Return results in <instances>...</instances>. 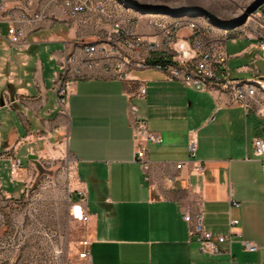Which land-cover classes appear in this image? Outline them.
<instances>
[{"label":"crops","instance_id":"crops-1","mask_svg":"<svg viewBox=\"0 0 264 264\" xmlns=\"http://www.w3.org/2000/svg\"><path fill=\"white\" fill-rule=\"evenodd\" d=\"M109 2L122 8L121 1ZM189 19L197 20H166ZM204 24L213 35L226 38L227 65L228 40H248L232 53L238 59L234 69L228 65L232 77L245 79L239 75L243 72L251 73V79L264 77L255 64L256 59H264L259 46L263 25L259 31L228 35L218 32L210 20ZM70 43L64 38L62 48L55 51L59 66L65 44ZM184 47L189 54L190 45ZM38 60L32 76L12 80L10 101L0 103V124L7 110L23 129L29 127L26 132L17 126L12 129L5 146L14 147V154L3 158L10 163L13 157L21 162L25 158L18 173L29 179L47 151L64 145L71 158L67 167L71 189L84 185L87 190L90 264H230V254L233 264H264V171L253 148L254 137H264V114L258 111L264 107V90L246 109L224 90L195 89L152 66L134 71L140 81L122 80L93 66L73 79L62 105L55 85L60 70L48 80ZM5 81L0 70L1 96ZM141 82L146 93L136 95ZM131 101L147 115L149 128L164 137L161 143H149L147 170L136 160ZM191 136L196 137V157L204 163V175L193 170ZM178 161L185 162L181 168L176 167ZM185 212H202L208 229L231 234L221 244V252L199 249ZM230 218L239 220L233 233ZM243 240H252L257 248L247 249Z\"/></svg>","mask_w":264,"mask_h":264},{"label":"built area","instance_id":"built-area-1","mask_svg":"<svg viewBox=\"0 0 264 264\" xmlns=\"http://www.w3.org/2000/svg\"><path fill=\"white\" fill-rule=\"evenodd\" d=\"M121 12L109 0H16L12 6L7 0H0V33L4 26V34L12 45H25L29 30L54 20H71L78 26L92 28L94 38L80 41V47H74L72 41L65 44L60 67L68 78L57 86L58 100L62 105L71 90L73 79L83 75L86 68L100 66L122 80L140 81L134 71L152 66L162 70L167 78L179 79L189 87L224 90L233 102L241 103L246 109L253 106L262 89H255L251 78L241 79L230 75L225 37L213 35L209 26L191 19L176 21L148 18L143 26L149 31L143 32L138 29L135 18L124 19ZM261 36L264 37L263 34ZM186 44L190 45L189 54L184 50ZM259 46L264 50V39L260 40ZM153 59L161 60L154 62ZM255 77L264 80L263 76ZM145 93L146 85L141 82L136 95ZM258 111L264 114V107ZM129 115L138 142L136 160L143 170H147L150 166L147 155L149 143H161L164 137L149 128L147 115L134 101L129 104ZM188 146L190 159L194 161L193 170L204 175V163L196 157L195 136H191ZM253 148L255 155L262 160L264 171V137L255 136ZM184 163L178 161L176 167L181 168ZM20 168L21 160L12 159V173L18 174ZM174 177L173 174L169 178ZM71 193L70 214L83 227L77 253L90 261L91 212L87 204V190L81 185L72 189ZM184 218L191 224V236L197 239L199 249L204 252L219 253L221 244L232 238L231 234H215L208 229L202 212H185ZM238 222V218H230L231 233L232 226ZM243 241L247 249L257 248L252 240ZM230 264H233L231 254Z\"/></svg>","mask_w":264,"mask_h":264},{"label":"rangeland","instance_id":"rangeland-1","mask_svg":"<svg viewBox=\"0 0 264 264\" xmlns=\"http://www.w3.org/2000/svg\"><path fill=\"white\" fill-rule=\"evenodd\" d=\"M15 1L7 0V3L12 6ZM120 1L122 17L135 18L138 29L143 32L149 31L143 26L148 18L166 20L194 17L201 24L210 20L217 26L218 32H226L228 35L259 31L264 23V1L249 11L258 0ZM71 27L75 28L73 33H69ZM4 32L3 26V32L0 33V70L6 78L2 92L4 103L10 101L9 84L13 83L12 80L19 76H32L38 59L44 64L48 80L59 69L55 85L65 81L68 77L63 75L57 59L54 58L55 51L62 48V40L68 38L74 41V47H80V41L94 38L92 28L80 27L71 20H54L29 30L25 45H12ZM247 43V39L228 40L230 69L238 65V59L232 53L245 47ZM255 64L264 72V59H256ZM138 73L144 75L145 71L138 70ZM239 75L250 79L251 73L243 72ZM4 113L7 116L0 124V264H90L88 259L77 253L83 227L70 214L69 197L72 189L67 167L71 158L64 145L47 151L40 167L35 168L29 179H22L19 173H12L10 161L3 157L14 154V147H6L5 139L15 126L20 129L23 126L17 124L13 114L7 110ZM28 129L26 125L23 132ZM14 158L16 157L12 159ZM22 160L21 165L25 166V158Z\"/></svg>","mask_w":264,"mask_h":264},{"label":"bare ground","instance_id":"bare-ground-1","mask_svg":"<svg viewBox=\"0 0 264 264\" xmlns=\"http://www.w3.org/2000/svg\"><path fill=\"white\" fill-rule=\"evenodd\" d=\"M120 1V0H117ZM179 21V20H176ZM251 84L254 85L255 89H262L264 90V80H260V77H255L253 79H251Z\"/></svg>","mask_w":264,"mask_h":264},{"label":"water","instance_id":"water-1","mask_svg":"<svg viewBox=\"0 0 264 264\" xmlns=\"http://www.w3.org/2000/svg\"><path fill=\"white\" fill-rule=\"evenodd\" d=\"M264 0H258L257 2H255V4H253L249 11L254 10L255 8H257ZM245 17V16H244ZM183 49V48H182ZM1 104H4V100H3V96H1ZM33 154H31L30 156H32Z\"/></svg>","mask_w":264,"mask_h":264},{"label":"trees","instance_id":"trees-1","mask_svg":"<svg viewBox=\"0 0 264 264\" xmlns=\"http://www.w3.org/2000/svg\"><path fill=\"white\" fill-rule=\"evenodd\" d=\"M159 60H161V59H158V60H157V59H153L154 62H157V61H159Z\"/></svg>","mask_w":264,"mask_h":264}]
</instances>
